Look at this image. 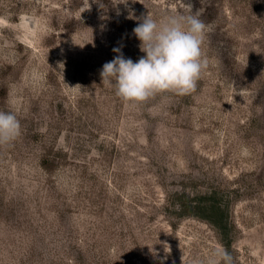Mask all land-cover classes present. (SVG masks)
Wrapping results in <instances>:
<instances>
[{
  "label": "rangeland",
  "instance_id": "1",
  "mask_svg": "<svg viewBox=\"0 0 264 264\" xmlns=\"http://www.w3.org/2000/svg\"><path fill=\"white\" fill-rule=\"evenodd\" d=\"M203 8L190 95L126 106L100 72L133 29ZM32 18L35 24L26 20ZM0 264H264V0H0Z\"/></svg>",
  "mask_w": 264,
  "mask_h": 264
},
{
  "label": "clouds",
  "instance_id": "2",
  "mask_svg": "<svg viewBox=\"0 0 264 264\" xmlns=\"http://www.w3.org/2000/svg\"><path fill=\"white\" fill-rule=\"evenodd\" d=\"M185 8V12L160 19L150 14L143 16L133 32L145 55L133 62L124 57L120 48H114L113 52L118 54L103 65L102 83L112 88L126 106H139L158 95L186 96L196 90L208 67L202 46L211 25L202 19L203 8L195 13L190 4H185ZM26 23L32 25L36 21L28 18ZM18 111L11 101L7 111L0 110V146L10 145L20 137ZM194 264H233V257L226 249L217 247L206 262L197 259Z\"/></svg>",
  "mask_w": 264,
  "mask_h": 264
}]
</instances>
